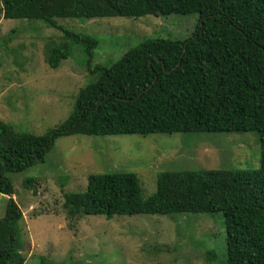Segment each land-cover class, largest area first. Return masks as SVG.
Returning a JSON list of instances; mask_svg holds the SVG:
<instances>
[{
    "label": "trees",
    "instance_id": "trees-1",
    "mask_svg": "<svg viewBox=\"0 0 264 264\" xmlns=\"http://www.w3.org/2000/svg\"><path fill=\"white\" fill-rule=\"evenodd\" d=\"M0 15L62 32L85 61L96 39L67 31L55 19L195 15L186 38L145 39L109 66L94 68L97 76L79 89L71 111L51 132H18L0 121V195L13 194L5 174L42 162L60 136L254 132L256 169L164 171L146 198L132 173L88 175L83 191L63 194L62 208L70 219L220 214L224 264H264V0H0ZM46 55L48 67L56 69L70 51L62 45ZM24 181L27 186L33 179ZM20 218L8 199L0 217V264L24 262Z\"/></svg>",
    "mask_w": 264,
    "mask_h": 264
},
{
    "label": "rangeland",
    "instance_id": "rangeland-1",
    "mask_svg": "<svg viewBox=\"0 0 264 264\" xmlns=\"http://www.w3.org/2000/svg\"><path fill=\"white\" fill-rule=\"evenodd\" d=\"M65 30L97 41L88 61L62 32L38 20L0 15V121L33 135L51 132L72 109L77 92L145 39L182 40L196 16L57 18ZM66 46L70 56L56 69L46 53ZM260 147L254 132L155 133L147 136L66 135L54 140L43 161L4 176L13 194L0 195V217L11 199L23 264H224L220 214L101 215L69 218L63 194L81 192L93 174L136 176L143 198L164 171L256 169ZM33 181L26 186L25 179ZM206 253L211 254L209 257Z\"/></svg>",
    "mask_w": 264,
    "mask_h": 264
}]
</instances>
